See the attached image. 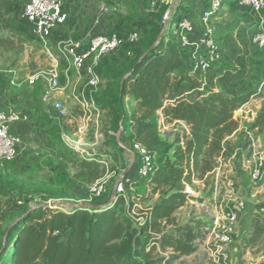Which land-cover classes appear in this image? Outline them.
Returning a JSON list of instances; mask_svg holds the SVG:
<instances>
[{"label": "trees", "instance_id": "16d2710c", "mask_svg": "<svg viewBox=\"0 0 264 264\" xmlns=\"http://www.w3.org/2000/svg\"><path fill=\"white\" fill-rule=\"evenodd\" d=\"M20 8L19 3L0 0V52L12 51L26 41L16 29ZM180 8L179 5L155 49L146 54L156 43L163 25L146 23L141 26L140 40L123 44L105 56L98 68L105 88L97 103L109 118L102 131L107 138L106 147L114 155L111 170L121 173L127 167L115 136L123 127L125 135L119 142L141 144L152 157L151 174L146 178L125 176L129 180L128 196L117 195L103 209L76 207L64 211L40 205L23 210L0 234V264H166V259H157L155 255L162 252L182 258L198 251L205 233L191 224L179 225L174 215L194 199L187 192V185L192 184L190 165L203 177L214 170L216 158L232 155L233 149L226 139L239 129L235 113L251 99L264 98V63L252 74L255 77L250 81L251 87L237 95L219 89L215 66L188 70L185 55L189 49L180 45L177 36L179 23L187 16H180ZM167 11L166 7L161 10L162 20ZM134 30L140 31L133 28L116 33ZM194 93L197 96L192 99ZM53 119L45 118L53 129L49 134L61 158L54 170L64 171L70 163L79 164L80 177L93 181L102 178L106 174L104 164L79 159L74 150L60 146L55 132L58 126L52 123ZM162 119L167 125L186 123L190 137L166 143L160 134ZM250 130L264 134V110ZM144 182L151 184L161 199L137 213L133 192ZM109 200L110 195L104 201L95 199L91 205H103ZM254 210L246 247L264 236V203L255 205Z\"/></svg>", "mask_w": 264, "mask_h": 264}, {"label": "rangeland", "instance_id": "374dc122", "mask_svg": "<svg viewBox=\"0 0 264 264\" xmlns=\"http://www.w3.org/2000/svg\"><path fill=\"white\" fill-rule=\"evenodd\" d=\"M9 1L13 3V5L17 3L21 5L19 11V25L16 27V29L19 32L23 33L26 41L23 45H17L12 51L0 52V69L11 71L20 79V81H23V79H25L32 73L47 70L50 67L51 63L44 54L42 46L38 44L32 37L28 25L21 19L22 11L29 0ZM137 1L138 2H133V0H62L63 9L65 12H68L70 17V19L68 18V20L70 21L69 26L74 28L76 26L77 29L83 28V26L85 25L91 27L101 20L104 21L107 18L114 17L117 21H120L121 19V28L117 29L121 32L136 28L139 29L142 33V25L146 23H149L151 25L159 23L160 25H163L162 31L164 30L165 34L167 32L169 24L166 25L162 20L161 10L166 7L168 8L167 12H170L176 0H164L163 3L157 5H155L156 0ZM211 1L212 0H193V2L195 3V7H193L199 9L200 11L202 10L201 12H204V10L211 7ZM204 2L205 5H203ZM179 5L181 6L180 9H182V11L180 12V16L184 13L193 21L194 25L196 26L197 21L192 16V14H194V11H191V6H189L187 0H179ZM179 5L177 9L179 8ZM242 9L243 8L239 5V0H222V6L214 14L209 24L212 27H210V35L219 46L218 58L213 65L228 68L233 76L234 74H236L238 67L242 65H236L234 63L236 58H239V54L237 53L238 45L246 46L247 53H249L250 50L252 51V49L250 48H256L253 44V36L258 31L264 29V23H260L259 25L249 23L246 19V12L243 13L245 16L241 13ZM256 15L258 19L264 21V14H262V16H259L258 14ZM245 19L247 21L244 24L242 21H245ZM239 21L245 25V28L240 29ZM239 29L241 33L238 31ZM5 33H7V31ZM194 34L191 36L192 41H194L193 37L196 36ZM194 49V47H191L188 51L191 52ZM255 51V54L254 51H252L251 53L253 54H251L250 56V58L253 59V62L242 66L243 68H245L242 73L249 75V77L247 78V81L249 82L252 80V78L255 77L251 75L255 73L261 62L264 63V50H259L258 48H256ZM199 54L205 56L206 53L201 52ZM225 56H227V59L225 58ZM232 57H234L233 60H231ZM259 59L262 60L259 61ZM195 62L196 61L192 57L188 56V70L195 69ZM104 88L105 84L103 82L96 95V103L99 93ZM37 90L40 91V88H38ZM196 96L197 94L195 93L191 95L192 99ZM253 99H257L259 103L264 105V98ZM97 106L99 107L98 103ZM243 107H241L240 109H242ZM53 116H56V114H52L48 117L53 119ZM250 118H252L251 113H249L248 115H243L242 118L239 117L238 120H236L239 124V129L232 136L226 139H229L228 141H230V147L231 149H233V153L235 152V150H237V153H239V149L242 148L244 150L248 149L247 152L249 153V148L251 147L253 141L257 143L259 151L264 153V134L258 135L255 131L250 130V126L252 123L250 121ZM108 121L109 118L107 117L106 111L103 112L102 110V116L99 120L100 124L103 125ZM164 125L172 126L174 125V123ZM74 128H72V130L68 129L67 126H64L63 129L57 128V131L55 132H57V135H59L61 147L72 149L69 147V143H67L65 137L61 134V131L63 130H65L64 133L69 136V139L71 141H77L80 139L76 135H74ZM52 130L53 129L49 127L46 131L49 133ZM68 133H70V135ZM160 134L162 139H165L166 143H169V140L162 133ZM94 135V131H90L84 137L87 143L91 142L92 144L88 147V153L98 159L106 158L107 155H110L112 156V158H114L112 150L106 147L107 138L105 136L104 138H99L98 136ZM179 137L181 136L177 135L173 140L177 141L178 139H180ZM182 137L183 138H181L180 141L182 139V141H184L186 135L183 134ZM90 139L92 141H90ZM226 157L227 156L221 155L220 157L215 159V168L214 171H211L213 172V175L210 176L206 181H204V176H201V172L196 173V180H200L201 182L204 181L205 185H207V188L211 187L212 185L214 187H217L220 190L221 195L224 192V185L222 184V182H225L226 187L228 180L231 179V175L227 173V171L230 169V167H233L234 163H240L238 162L240 161L239 154H237V160L235 161L228 160L226 159ZM125 159L128 167L131 164L132 159L128 156ZM26 160L27 161L22 162V164H17L14 160L11 163L0 165V234L4 233L5 229L9 225H11V223L18 217V214L20 212L28 209L29 207H37L40 205L53 206L54 203H67L72 205L92 204V201H90L89 188L95 181L87 180L79 176V173L81 172L79 164L68 165L66 170L64 171L62 169L54 170L56 164H54L55 162H50L51 158L48 151L46 150L43 154H40V156H36L32 152ZM118 165L120 168L122 167L121 163H119ZM218 168L220 170V176L219 184H216L215 180L212 177H215V170ZM225 170L226 173L223 174ZM119 174L120 173L111 175L108 178H106V176H103V178H106L108 180V185L106 188V193L103 197L98 199L99 201H104V199H106L109 195L111 196ZM137 177V165H135L132 178ZM195 187L196 186H194V188ZM133 195L135 196L133 200L136 205L135 208L137 207L136 209H138L136 210L137 213L145 211L161 199L160 193L155 192L154 187L148 182H144L138 188H136L133 192ZM127 196L128 192H126V197ZM193 200H195V197ZM93 201H95V199H93ZM258 201H264V197L261 199L259 196L256 197L253 201V204L257 205ZM189 202L190 201H188L186 205L182 207L183 209L181 208L175 212L174 215L176 217L177 223L179 225L191 224L194 227H200L201 230L205 233V239L199 246L200 249L196 255L182 258H172L171 254L169 253L157 252L158 254H156L155 257L157 259L158 257L161 259H166V264H205V261H208L209 259H206L203 253H206L207 248L209 247L206 243V240L212 229V220H210L207 215L204 214V212L198 213L194 204H190ZM61 210L68 211L69 209L64 207ZM168 229H171V227H169ZM255 245L257 249L252 251L253 254H263L264 238L262 237V239ZM201 257L203 258L201 259Z\"/></svg>", "mask_w": 264, "mask_h": 264}, {"label": "built area", "instance_id": "2783aa9c", "mask_svg": "<svg viewBox=\"0 0 264 264\" xmlns=\"http://www.w3.org/2000/svg\"><path fill=\"white\" fill-rule=\"evenodd\" d=\"M239 5L243 9L252 10L259 16L264 14V0H239ZM221 6L222 0L211 1V7L204 15V30L199 41L191 40L196 26L190 18L184 16L179 23L177 33L180 45L185 49L194 47L197 51L192 56L196 61L195 69L198 67L203 70L210 69L218 58L219 46L210 35L211 28L208 27V22ZM170 18L171 16L167 12L163 17L166 25L169 24ZM21 19L28 24L32 37L42 46L44 54L51 63L47 70L28 75L26 77L28 85L42 84L44 102L52 107L59 119L66 120L71 117L70 109L59 99V95L75 79L79 91L73 95V99L82 112L84 122L83 125L78 126L75 135L78 138L84 136L92 123L96 128H99L102 110L97 106L95 99L103 83L98 73L101 61L123 44L137 42L141 38V32L134 30L124 34L101 33L80 41L68 38L53 45L54 32L68 19V15L63 9L62 0H29L22 11ZM252 40L256 48L264 50V29L258 31ZM201 52L206 53L205 56L199 54ZM10 75L14 74L10 71ZM25 120V117L13 110L0 111V165L11 163L17 158V148L23 142L20 137L12 135L10 129L12 125ZM173 126L181 138H183V134L190 137V126L186 123L175 122ZM124 135L125 131L121 127L117 137L120 140ZM64 137L72 150L84 157L90 156L88 151L83 150L80 145V139L71 141L66 134ZM120 146L126 150L121 142ZM131 150L136 154L135 165H137L138 177H148L153 166L149 152L139 143H134ZM249 151L248 154L243 155V159L253 167L252 179L258 181L264 164V153L259 151L257 143L254 141ZM189 172L192 175L193 184L197 181L193 164L190 165ZM127 182L129 180H125V176H122L115 183L114 189L117 195L126 198ZM192 184L187 185V192L194 196ZM107 185L106 178L96 180L89 188L90 201L103 197ZM238 209L240 206L226 204L218 218L212 221V229L206 243L209 246L207 253L213 264L227 262L228 247L233 242L235 234L234 225L238 218Z\"/></svg>", "mask_w": 264, "mask_h": 264}, {"label": "crops", "instance_id": "0c3cea01", "mask_svg": "<svg viewBox=\"0 0 264 264\" xmlns=\"http://www.w3.org/2000/svg\"><path fill=\"white\" fill-rule=\"evenodd\" d=\"M135 1L138 2L137 0H133V2ZM163 2L164 0H156L155 5ZM187 3L189 4V6H191V11H194V14H192V16L198 23H196L195 27L196 31L194 35L196 36H194L193 39L194 41H199L202 37V32L204 30V15L210 8L204 10V12H201L202 10L200 11L199 9L194 8L195 3L193 2V0H187ZM203 5H205V2L203 3ZM244 12H246V19L249 23H253L255 25L264 23V21L258 19L257 15L250 11V9H242L241 13L243 14ZM66 13L68 15V18L70 19L68 12ZM211 19L212 17L209 19L208 22L209 28L211 27V25H209ZM246 19L245 21H242L244 24L247 21ZM68 21L69 20L67 19V22L64 25L59 26L54 32L52 41L53 45H55L56 42H60L68 38L73 39L75 41H80L87 39L91 35L116 32L117 27L121 24V19L120 21H117L114 17H110L105 19L104 21L101 20L97 22V24L91 27L85 25L83 26V28L77 29L76 26L75 28L69 26L70 21ZM240 23L241 22L239 21L240 29L245 28V25L243 23ZM240 29L238 31L241 33ZM250 49H252L255 54L256 48ZM237 50V53L239 54L238 57L240 59L236 58L234 63L236 65H242L238 67V70L236 71V74H234V76L232 75V73H230L228 68L223 66H215V71L218 75L219 89L231 95L243 93L251 87V82L247 81L249 75L242 73V71L245 70V68H243L242 66L253 62V59L250 58L251 54L253 53H251V50L249 51V53H247V47L243 45H238ZM196 53L197 51L195 49L191 52L186 53V60L188 59V56L192 57ZM225 58L227 59V56H225ZM233 58L234 57H232L231 60H233ZM72 81L73 82L65 88L63 93L59 95V99L62 100L64 104L70 109L71 117L69 119L62 120L59 119L56 115L53 116L54 119L52 123L56 124L59 129H63L64 126H67L68 129L72 130V128L75 127V135L78 126L83 125L84 122L82 119V112L80 111L79 107L76 106L73 99V95H75V93L79 91V86L76 85L75 79H73ZM64 83L65 81L63 82V84ZM38 88H40V91L37 90ZM9 110L18 112V114L26 118L25 121L16 123L11 127V134L20 137L23 142L17 148L18 156L15 159V162L17 164H22V162L27 161V157L31 155L32 152L36 156H40V154H43L46 150L48 151L49 156L51 158L50 162H55L54 164H57L58 161L61 160L58 155V146L52 141L50 134L46 131L50 126H48L45 120L47 116L56 113L53 111L52 107L45 103L43 100V85L38 84L36 86H29L26 78L23 79V81H20L17 76L10 75V71H7L6 69H0V111ZM263 110V104L259 103L257 99H251L249 103H247L242 109H239L236 112L234 119L238 120L239 117L242 118L243 115H248L249 113H251L252 118H250V121L252 122V125L255 118ZM160 124V133H162L169 140V143H173L174 137L179 135L177 132H175V127L173 125L165 126L163 119L160 121ZM102 126L103 125L100 124L99 128H96L93 123L90 124L89 130H87L84 136L80 138V145L82 146L83 150L85 149L86 151H88V147L92 145L91 142L87 143L84 138L90 131H94V136L104 138ZM64 131L65 130L61 131V134L63 136L65 134ZM68 134L70 135V133ZM110 134L113 135V132H110ZM117 135L118 133L115 134L116 140L120 146V140ZM179 138L181 139V137ZM187 138H189V136H186L185 139ZM163 140L165 141V139ZM90 141L92 140L90 139ZM124 146L126 148V150L122 148L124 158H127L128 156L132 159L131 152L129 151V149L131 150L132 145ZM247 150H244L243 148L239 149V153H237V150H235V152L231 156L226 157V159L228 160L235 161L237 160V154H239L240 161L238 162L240 163H234L233 167H230V169L227 171V173L231 175V179L228 180L226 187L225 182H222V184L224 185V192L222 195L220 194V190L217 187H214L212 185L211 187L207 188V185H205L204 181H206L210 176H212L213 172L206 173V175L204 176V181L201 182L200 180H197L192 185V191L194 193L195 200L190 201L189 203L194 204L198 213L204 212V214L207 215V217L212 221L215 218H218L219 214L222 212L226 204L234 205L235 207L240 206V209H238V218L234 225L235 234L233 236V242L228 247L227 262L225 264H260L264 261V253H260L259 255L253 254L252 251L257 249L256 245L249 247L245 246L247 233L251 226V222L254 215L255 205L253 204V201L258 196L260 197V199L264 197V164L263 168L261 169L260 179L258 181H254L252 179L253 167L250 166L246 162V160L243 159V155L248 154ZM75 154H77L79 159H85L88 161H95L104 164L106 168V174L104 176H106V178L111 175L117 174L116 171L111 170L113 158L110 155H107L106 158H100L96 160L94 158L95 156L90 155L89 157H84L77 152H75ZM69 165L73 164L70 163ZM129 166L126 167V169H124L119 174L117 181L120 180L122 176L132 178L135 165L130 169ZM125 171L127 172L124 175ZM215 171V177L212 178L215 180L216 184H219L220 170L218 168ZM225 173L226 170L223 172V174ZM86 179L91 180L90 178ZM194 186L196 187L194 188ZM260 202L264 201H258L257 204H260ZM262 212L264 213V210H262ZM199 249L194 255L199 252ZM203 255L206 259L209 258L207 252L203 253ZM202 258L203 257H201V259ZM205 264L213 263L209 258L208 261H205Z\"/></svg>", "mask_w": 264, "mask_h": 264}, {"label": "water", "instance_id": "95a60500", "mask_svg": "<svg viewBox=\"0 0 264 264\" xmlns=\"http://www.w3.org/2000/svg\"><path fill=\"white\" fill-rule=\"evenodd\" d=\"M178 5H179V0H176V2L173 5L171 11L169 12L170 16H173L175 11L177 10ZM163 34H164V30L159 35L157 42L146 52V54L148 52H150L151 50L155 49L160 44L161 39L163 38ZM129 151L131 152V155H132V162H131V164L129 166V169H130L135 164L136 154L130 149H129ZM126 172L127 171H125L124 175L126 174ZM116 196H117V194H116V191L114 189L110 201L108 203L104 204V205L94 206V205H90V204H87V205H72V204H67V203H54L53 206L54 207H58L60 209H62L64 207L68 208V209H72V208H76V207H81V208H85V209H103V208L107 207L108 205H110L113 202V200L116 198Z\"/></svg>", "mask_w": 264, "mask_h": 264}]
</instances>
